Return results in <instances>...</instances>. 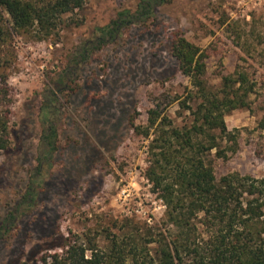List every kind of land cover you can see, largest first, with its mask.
<instances>
[{
    "label": "rangeland",
    "instance_id": "rangeland-1",
    "mask_svg": "<svg viewBox=\"0 0 264 264\" xmlns=\"http://www.w3.org/2000/svg\"><path fill=\"white\" fill-rule=\"evenodd\" d=\"M138 2L85 0L81 9L64 16L59 34L51 39L14 34L16 57L8 69L10 145L0 151V219L25 200L36 165L39 107L48 76L61 71L119 9L134 10ZM230 25L243 32L244 47L237 46ZM178 30L199 47L213 48L203 77L209 90L222 92V74L236 77L237 70H245L254 84L248 105L224 116L238 145L227 157L212 151L217 178L233 172L264 175V161L256 152L264 134V0H171L157 9L154 19L125 31L82 67L80 88L66 105L60 127L63 145L68 138L73 142L45 176L37 198L15 211L16 223L0 242V264H40L39 255L52 252L53 244L72 233L92 234L105 246L112 234L145 233L147 224L155 230L164 226L166 206L145 176L149 139L135 133L129 121L136 113V123L147 125L148 110L160 104L174 126L195 122L202 90L181 73L170 54Z\"/></svg>",
    "mask_w": 264,
    "mask_h": 264
},
{
    "label": "trees",
    "instance_id": "trees-1",
    "mask_svg": "<svg viewBox=\"0 0 264 264\" xmlns=\"http://www.w3.org/2000/svg\"><path fill=\"white\" fill-rule=\"evenodd\" d=\"M170 1L139 0L134 10L119 9L108 24L98 27L97 34L72 53L61 71L48 76L39 107L41 133L36 165L31 169L25 200L0 219V242L16 223L15 211L37 198L46 184L45 176L53 171L66 145L73 142L68 138L63 145L60 127L66 105L80 88L84 64L106 45L119 40L125 31L154 19L157 9ZM84 4L85 0H0V151L10 145L8 69L16 57L14 34L35 41L51 39L59 34L64 16ZM228 27L237 46L244 47L243 32ZM212 50L211 46L201 48L192 43L182 30L171 38L170 54L179 70L202 90L191 126H174L160 104L148 110L147 125L136 123V113L129 121L135 133L149 139L145 176L166 206L164 226L155 230L147 224L145 233L135 230L112 234L105 246L92 234L72 233L63 242L53 244L49 248L52 252L39 255L37 263L264 264V175L233 172L219 180L212 159L213 150L216 157L236 151L237 134L227 129L224 116L248 105L254 84L245 70H237L236 77L222 74V92L209 90L203 77ZM226 142L230 146H223ZM256 152L264 161V134H260ZM128 221L140 222L134 218Z\"/></svg>",
    "mask_w": 264,
    "mask_h": 264
}]
</instances>
